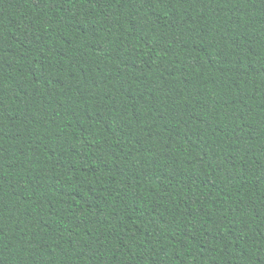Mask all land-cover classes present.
Masks as SVG:
<instances>
[{
  "label": "trees",
  "instance_id": "1",
  "mask_svg": "<svg viewBox=\"0 0 264 264\" xmlns=\"http://www.w3.org/2000/svg\"><path fill=\"white\" fill-rule=\"evenodd\" d=\"M0 264H264V0H0Z\"/></svg>",
  "mask_w": 264,
  "mask_h": 264
}]
</instances>
